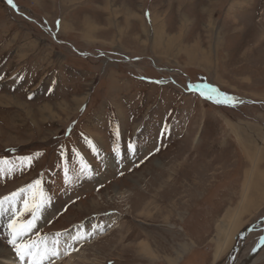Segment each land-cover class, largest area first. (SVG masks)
<instances>
[{"label": "rangeland", "instance_id": "obj_1", "mask_svg": "<svg viewBox=\"0 0 264 264\" xmlns=\"http://www.w3.org/2000/svg\"><path fill=\"white\" fill-rule=\"evenodd\" d=\"M13 3L0 0V198L41 180L24 241L58 248L43 264L247 257L264 233V0ZM22 207L0 209L12 264H30L8 243Z\"/></svg>", "mask_w": 264, "mask_h": 264}, {"label": "snow or ice", "instance_id": "obj_2", "mask_svg": "<svg viewBox=\"0 0 264 264\" xmlns=\"http://www.w3.org/2000/svg\"><path fill=\"white\" fill-rule=\"evenodd\" d=\"M8 3L12 5L13 7H16V5L13 3V0H8ZM59 23V22H57ZM212 92H215L216 89H211ZM224 95V100H217V103H223V102H234L235 98L227 97L226 94ZM208 99H211L212 96L209 95L207 97ZM90 146L93 147V150L95 151V145L92 144V141H87ZM129 147H132L129 145ZM34 155H40L39 153ZM21 159V167L24 166H30L33 160L32 156L22 157ZM41 180L36 179L31 184L27 185L25 188L18 189L16 192L11 193L9 196H5L3 198H0V209H3L5 201H16V200H22L23 201V207L15 211L13 213L12 219L9 221V234L10 239L8 240V243L13 245L17 256L20 257V260L23 261L25 257L29 258L30 264H43V259L49 255L51 256H58L59 251L58 248L54 245L52 249H47L43 251V253L40 252L39 245L35 241H24V237L32 231V229L35 227L34 221H35V211L38 210L43 203L45 202V196L43 193L42 188L40 187ZM26 191H30L33 193L32 199L29 200L26 196L23 194ZM37 196L39 199H37ZM25 213L32 214L33 219L27 221V223H24L21 221L20 218L24 216ZM59 235V234H58ZM58 243V242H56ZM261 244H264V238L261 240ZM69 248L71 246L69 245ZM75 250V249H72ZM68 254V250L66 249L65 255Z\"/></svg>", "mask_w": 264, "mask_h": 264}, {"label": "bare ground", "instance_id": "obj_3", "mask_svg": "<svg viewBox=\"0 0 264 264\" xmlns=\"http://www.w3.org/2000/svg\"><path fill=\"white\" fill-rule=\"evenodd\" d=\"M205 58V57H204ZM165 202V201H164ZM70 238H72V237H70ZM74 238V237H73ZM261 239V238H260ZM260 239H259V241H260ZM67 241H68V244H66L65 245V243H62V245L64 244L65 246L64 247H66V249L68 250V251H72V248H73V246H74V244H72L71 243V239H67ZM259 241L257 242V244L259 243ZM256 244V245H257ZM50 245V244H49ZM48 245V246H49ZM69 245L71 246V248H69ZM45 248V247H44ZM53 248V246L52 247H49L48 249L50 250V249H52ZM5 253H4V251H3V248H1L0 247V257H2V259H0V264H12L11 262L12 261H8V260H6L5 258H3L5 255H4ZM10 254V253H9ZM7 256V255H6ZM77 256V254H75V257ZM258 256V255H257ZM72 257H74V256H72ZM48 258H50V260H52V256L50 255V253H49V255H48ZM6 260V261H5ZM256 260V258L252 261V262H254ZM8 261V262H7ZM251 262V263H252ZM250 263V264H251ZM58 264H60V263H58Z\"/></svg>", "mask_w": 264, "mask_h": 264}, {"label": "water", "instance_id": "obj_4", "mask_svg": "<svg viewBox=\"0 0 264 264\" xmlns=\"http://www.w3.org/2000/svg\"><path fill=\"white\" fill-rule=\"evenodd\" d=\"M262 238H264V233L259 241V243L253 248V250L251 251V253L245 257L244 259H242L239 264H250L256 257L257 255L260 253V251L263 249L264 244H261V240Z\"/></svg>", "mask_w": 264, "mask_h": 264}]
</instances>
